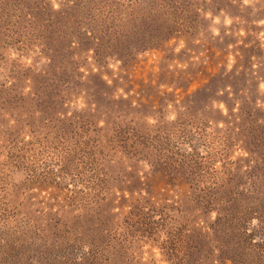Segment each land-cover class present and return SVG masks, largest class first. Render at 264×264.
Here are the masks:
<instances>
[{
	"label": "rangeland",
	"instance_id": "rangeland-1",
	"mask_svg": "<svg viewBox=\"0 0 264 264\" xmlns=\"http://www.w3.org/2000/svg\"><path fill=\"white\" fill-rule=\"evenodd\" d=\"M75 2L0 0V248H8L11 254L16 251V264H42L46 257L40 256L51 253L55 263L49 258L47 264H264V219L262 223L249 216L228 217L223 209L228 208L229 202L224 199H217L214 211L204 214L197 206H189V213L186 203L185 208L178 210L183 200L180 202L182 195L177 190L191 187L180 170L169 172V167L165 170L155 166V162L140 160L141 157L135 160L121 150L118 142L108 138L111 131L106 135L98 131L107 121L137 122L145 114H149L146 119L150 122L172 120L160 123L165 128L180 127L182 133L192 129L187 120L178 119V111L172 106L166 110L167 117H159L138 103L141 79L185 81V75L170 66L174 62L167 57V47L163 52L139 53L130 64L110 57L102 68L88 57L82 68L87 91L72 87L64 95L56 87L40 93L39 80L48 77L44 69L49 57L58 56L54 49L57 37L62 36L64 44L70 39L60 31H54L53 36L54 29L46 26L44 19L51 15L55 19L59 9L72 10ZM200 2L197 0L196 4L201 5ZM243 3L248 6L243 13L251 14L250 19L256 18L257 24L263 25L264 0ZM231 12L230 16L218 13L212 33L231 27L228 32L233 45L227 47V69L237 57L240 69L253 77L246 81L238 76L237 82L245 80V90L254 94L264 79V51L256 49L253 58L252 53L243 50L237 35L244 31L235 33L231 26L238 23V29L242 20L235 10ZM205 41L209 43L206 37ZM261 41L260 47H264V40ZM194 50L209 51L207 47ZM193 54L190 51L189 55ZM247 57H252V62H245ZM222 71L217 70L216 84H221ZM229 78L224 77V83L232 86L233 79ZM191 80L194 83L190 88H195L198 79ZM259 86L260 92L252 95L254 98H264V81ZM171 89V85L167 87L168 91ZM44 99L51 101L53 107L41 103ZM198 103L193 112L199 119L209 116L216 123L225 118V109L221 114L215 109L203 110ZM231 128L234 127L228 130ZM233 139L244 143L247 136L238 134ZM250 143L248 138L247 144ZM183 145H187L185 140ZM255 163L259 170L258 160L252 162L242 149H230L227 159L214 168L216 173L212 171L215 179L211 177V182L223 185L220 195H232L238 209L245 208L251 200L264 206V183L254 187L248 182L249 176L254 177L251 170ZM260 177L264 178V172ZM148 178L156 188L150 195L161 211L142 222L128 212L126 206L132 200L122 195L127 194L125 188L141 190ZM241 224L249 229L232 228ZM94 254L97 256L92 257Z\"/></svg>",
	"mask_w": 264,
	"mask_h": 264
},
{
	"label": "trees",
	"instance_id": "trees-1",
	"mask_svg": "<svg viewBox=\"0 0 264 264\" xmlns=\"http://www.w3.org/2000/svg\"><path fill=\"white\" fill-rule=\"evenodd\" d=\"M196 2L197 0H76L72 10H57L55 19L51 17L52 15L44 19L46 26L54 29L51 30L53 36L54 31H60L70 39L69 43L64 44L61 42L62 36L60 39L57 37V46L54 49L58 56L49 57L48 67L44 69L48 77L39 80L40 93L56 87L62 89L64 95H68L73 90L72 87L84 89L87 81L82 68L88 57H92L97 68H102L110 57L130 64L139 53L149 50L163 52L167 47L169 51L167 57L169 56L174 62L170 66L183 73L186 77L185 81L180 83L182 78L171 82L141 79L139 87L142 93L138 103L141 104L142 109H147L149 113H158L159 117H167L166 110L172 106L178 111V119L187 120L192 129L184 130L182 133L180 127L176 130L165 128L160 123L172 122V120L164 121L161 118L160 122H156L157 120L150 122L146 119L150 117L149 114H145V118L139 117L137 122L133 119L129 123L123 121L124 124L119 121L111 124L113 120L107 121L103 126L98 127V131L103 135L111 131L108 138L118 142L121 150L135 160L141 157L140 160L147 163L155 162V166H161L165 170L169 167V172L180 170L189 180L191 187L177 190L182 195L180 202L183 200L184 204L178 207V210L185 208L186 203L189 213V206H197L204 214L206 211H214V205L219 202L217 199H224L229 202L228 208L223 209L226 216L239 215L241 219L249 216L263 223L264 206L260 202L251 200L245 208L238 209L233 203L232 195H220L219 192L224 186H215V182H211V177L215 179V176H212L216 173L214 168L218 166V162L227 159L228 151L239 148L249 154L252 162L257 160L260 162L259 170L256 163L254 166L250 164L254 175V177L249 176L250 186L255 187L260 182L264 183V178L260 177L264 172V98L260 95L256 98L252 96L258 95L259 84L264 79L260 80L254 94L248 93L244 83L245 80L250 81L253 77L240 69L237 57L231 69H227L229 65L227 47L233 45L230 42L231 34L228 32L231 27L223 28L219 34L212 33L213 21L218 13L222 12L224 16H230L231 11L235 10L237 17L242 20V26L238 29H236L238 23H232L231 26L235 33L244 31L237 35V39L243 43L241 45L243 50L249 53L256 49L264 51V47H260L263 44L261 40H264V24H257L256 18L250 19L251 14L249 16L247 12L243 13V9L248 8L243 0H212V2L201 0V5H197ZM205 37L208 38L209 43L205 41ZM201 47H207L210 52L194 50ZM190 51L194 54L189 55ZM188 55L189 58L186 59ZM252 56L254 58L255 54L252 53ZM251 58H245V62H252L253 58ZM193 64H196L194 68H192ZM220 68L223 70L221 78L219 77L221 84H216L217 70ZM190 72L193 74L188 77L187 74ZM160 76L161 79H167L164 75ZM238 76L245 80L237 82ZM224 77L233 79L232 86L224 83ZM192 78L198 79L195 88H190L194 83ZM212 80L215 82L210 83ZM170 85L172 89L168 91L167 87ZM182 94L184 96L180 98ZM197 102L201 104L203 110L215 109L222 114V110L225 109L227 111L225 118L216 123L209 116L199 119L193 112V106ZM41 103L52 105L47 99L42 100ZM220 123H224V126H220ZM231 126L234 128L228 130ZM219 129L222 133L217 132ZM238 134L242 137L247 136V140L244 143L237 142L233 138ZM248 138L249 143L251 141L250 145L247 144ZM178 139L182 140L178 141ZM183 140L187 143L186 146L183 145ZM226 141L228 143H225ZM255 156L258 158L255 159ZM213 170L215 173L212 172ZM254 170L258 172L255 173ZM148 181L149 178L145 182L146 186L141 187L139 191L131 187L125 188L127 194L122 195L123 198L132 200V204L126 206L128 212L134 214L136 220H144L142 222H146L152 214L161 211V206H155L156 200L150 195V191L156 188ZM141 202H146L148 205ZM232 228L238 231L249 229L245 224L234 225ZM145 229L147 231L151 228ZM247 236L250 237V234ZM170 250L173 254L174 251ZM0 251V264H16V251L12 254L8 248H0ZM51 254L40 256L42 259L46 257L42 264H47L49 258L55 263V258H51ZM166 254L168 255L167 251ZM95 256L97 255H92ZM175 258L177 259L178 256Z\"/></svg>",
	"mask_w": 264,
	"mask_h": 264
}]
</instances>
